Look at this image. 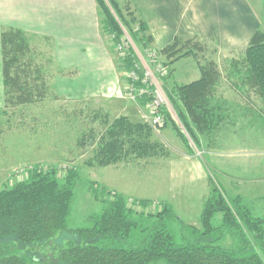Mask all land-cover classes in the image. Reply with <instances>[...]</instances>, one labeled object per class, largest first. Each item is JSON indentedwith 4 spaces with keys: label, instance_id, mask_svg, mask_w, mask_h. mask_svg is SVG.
<instances>
[{
    "label": "trees",
    "instance_id": "1",
    "mask_svg": "<svg viewBox=\"0 0 264 264\" xmlns=\"http://www.w3.org/2000/svg\"><path fill=\"white\" fill-rule=\"evenodd\" d=\"M96 2L99 6L101 30L104 33L115 34L116 41H119L125 29L139 47L149 46L151 40L147 34L148 27L136 16L133 9L129 10L132 17L128 18L123 13L124 6L118 0ZM126 7L131 8L129 3ZM262 10L264 20V0ZM21 34L26 33L15 28L3 29L1 34L7 105L32 103L34 100L32 84L27 81L23 84L24 87L19 84L20 77L17 74L21 73V66L16 75H12L11 71L19 63L18 54L24 50V44L15 48L17 55L14 58L8 55V46L18 44ZM181 39L185 38L177 37L163 52L174 50V46ZM189 40L197 41L200 46L207 45L196 39ZM174 53L175 51L168 57ZM245 53L250 65L249 81L252 86L260 87L264 99L263 32L256 30ZM126 63L132 66V58L128 57ZM164 63L170 64L166 61ZM213 75L212 68H205L199 80L178 86L175 95L172 90L170 93L171 100L177 105L179 118L193 139L196 137V130L210 132L217 124L215 107L211 106V92L215 87ZM176 96H179L182 105ZM168 121H172L170 114H167ZM159 154H164L163 147L153 140V129L150 125L121 116L106 127L93 159L87 164L107 166L124 158L142 159ZM78 176V169L71 168L65 183H62L55 167L39 169L32 171L27 180L0 190V247H5L0 249V264H29L26 257L8 253L6 242L15 241L21 248H26L47 243L59 232L70 234L74 238L66 247L60 249L57 264H149L159 260L167 264H264V216H254L239 198L227 197L211 176L212 190L202 211L201 229L189 227L196 237L186 239L182 245L161 226L162 223L151 229L148 226L144 228L141 223L145 215L150 218L158 217L161 221L169 216L175 217L171 207L164 204L156 213H138L133 205L145 209L154 202L141 200L133 201L130 205L129 199L123 195H115L113 191L99 186L91 188L98 198L104 197L101 198L104 203L103 212L90 217L91 226L68 228L67 217L73 201L72 184ZM217 213L223 214L219 227L213 224ZM138 229L140 232L147 230V234L143 235L138 246H131L128 241ZM226 229L234 231L240 239L239 249H227L218 244ZM217 230L221 232L219 236H215ZM109 241L112 242L108 243Z\"/></svg>",
    "mask_w": 264,
    "mask_h": 264
},
{
    "label": "crops",
    "instance_id": "2",
    "mask_svg": "<svg viewBox=\"0 0 264 264\" xmlns=\"http://www.w3.org/2000/svg\"><path fill=\"white\" fill-rule=\"evenodd\" d=\"M118 2L121 6L129 3L133 7L136 16L148 27L149 46L159 50L177 37L196 39L206 44L217 39L222 56H243L247 49L246 41L254 35L261 18L260 12H255L249 0ZM99 17L96 0H0V104L4 90L1 34L3 29L15 28L49 46L45 51H48L46 55H50L58 73L54 86L59 97L73 101L94 99L108 105L105 109L110 112L111 119L125 116L132 121L146 123L142 101L136 102L125 96L126 79L122 76L111 44L103 37ZM224 39L232 40V45L225 46L222 43ZM211 100L214 105L223 104L215 107L216 123L221 127L216 137L221 136L218 141L222 146L212 158L215 162L213 166L227 177L226 193L234 192L231 196L239 198L254 214L250 206L255 207V201L264 198V143L261 141L264 113L239 103V107H247L250 111L240 114L242 120L238 117L228 123L226 120L230 114L224 110V104H231L228 96L213 95ZM246 137L251 139L245 140ZM153 140L161 144L164 154L156 156V159H142L146 162L155 160L152 163L164 168L165 178L158 185L165 195L162 196L163 203L158 201L157 196L146 194L154 192L144 191L146 195L138 196L119 185H112L113 188L106 190L136 202L150 200L154 204L168 205L184 226L201 229L202 211L212 190L209 164L191 152L188 142L174 123L168 121L164 128H155ZM135 160L140 158H124L116 164L88 167L117 169ZM236 179L238 185L235 188L232 182ZM198 190L202 191V197L197 208L191 209L195 196L192 192ZM219 214L222 223L223 214L216 215Z\"/></svg>",
    "mask_w": 264,
    "mask_h": 264
},
{
    "label": "rangeland",
    "instance_id": "3",
    "mask_svg": "<svg viewBox=\"0 0 264 264\" xmlns=\"http://www.w3.org/2000/svg\"><path fill=\"white\" fill-rule=\"evenodd\" d=\"M249 1L253 4L255 12L258 14L260 12L261 14L257 29L264 33L263 0ZM131 9H133L132 6L128 9L124 5L123 13L128 18L132 17L130 16L131 11H129ZM102 33L105 41L111 44L120 69L124 70V64L116 54L115 43L112 41L111 35L103 31ZM250 41L251 39L246 41V48ZM222 43L225 46H230L233 41L224 39ZM20 44H24V50L18 54L19 63L16 64L15 68L13 66L11 71L12 75H16L17 70L21 66V73L17 74V77H20L19 84L21 87H24L23 84L26 81L32 84L34 100L32 103L7 105L5 103V88L2 92L3 94H1L0 190L27 180L30 178L32 171L39 169L55 167L58 170V178L62 183H65L71 168L78 169L79 176L72 184L73 201L67 217V227L70 229L91 226L90 217L100 215L103 212L104 203L101 198L104 197L98 198L91 187L96 188V186H99L100 188L110 189L113 188L112 185H119L120 188L124 186L132 194L157 196L158 201L162 202V196L165 195L158 189V185L165 178L163 177L164 168L152 163L155 160L148 159L149 162H146L145 158L135 160L131 164L120 166L117 169L109 167L91 169L88 167L87 162L93 159L103 132L109 123L114 120L109 117L110 112L105 109L108 108V105L94 99L73 101L59 97L54 86V78L58 73L55 70L53 61L49 58L50 55H46L48 51H45L49 46L39 38L33 39L32 36L21 34L18 44L8 46V55L11 58L17 55L15 48ZM220 46V41L217 39H213L206 46H200L195 40L181 39L174 46V50L167 53L163 52L164 48L159 50L156 47H147L157 49L160 59L170 63L166 65L169 68L167 69L168 74L162 80L163 90L174 111V116L170 114L172 121H169V123L175 124L184 140L188 142L191 152L209 164L212 180L222 187L227 197L235 199L231 194L234 192L227 194L224 189H227L225 186L227 177L223 175L222 171L213 166L215 162L212 158L218 147L222 146L218 141V139L221 140V136L216 137L221 127L219 128L216 124L211 129V132L206 133V135L203 131L196 130V137L193 139L179 118L177 105L170 98L171 90L174 91L172 93L175 95L178 86L181 87L199 80L202 77V70L212 68V75L214 74L213 76H215V87L211 95H227L231 101L229 105L224 104V110L229 111L230 114L226 122L232 123L234 119H239L238 117H241L242 120L243 118L240 114L250 111L247 107L264 113L262 90L260 87L252 86L249 81L251 79L250 65L247 61L246 53L243 56H222L220 54ZM139 48L142 49V47ZM174 51L173 56L168 57ZM23 70L26 72L23 73ZM176 99L179 101V96H176ZM239 103H244L247 107H239ZM217 105L222 106L223 104L214 105L213 102L211 103L212 107ZM217 108L219 107L217 106ZM142 113H144V107H142ZM261 117L263 118V115ZM145 122L149 124L147 121ZM149 125L152 129H155L154 126ZM225 138L227 139L228 137ZM249 138L251 139V137ZM249 138L246 137L245 140H249ZM261 141L264 143V133L261 136ZM250 144H252V140ZM150 158L156 159V157ZM232 185L236 188L238 179L234 180ZM144 191L154 193L144 194ZM201 192L200 190L192 192L195 196H193L191 209L192 207L194 209L197 208L199 199L202 197ZM128 201L130 205L134 203V200ZM133 207L138 213L144 212L147 214L156 213L162 208V205L153 204L145 209L134 205ZM250 207L254 216L262 217L264 214V198L255 201V207H252V205ZM138 213L135 214L136 217ZM220 218V214L213 218V224L216 227L221 225ZM141 223L144 228L148 226L149 229L162 223L163 225L161 226L165 227L174 236L176 242L181 245L186 239H194L196 237L195 233L189 228L191 226H184L182 222H179L177 215L175 217L169 216L162 221L158 217L150 218L145 215L141 219ZM140 231V229L134 231L131 240L128 241L129 245L138 246L141 243L140 240L143 235L147 234V230L144 232ZM220 233L217 230L215 236H219ZM73 238L74 236L70 234L59 232L55 238L40 245L21 248L15 241L6 242V245L8 246V253L26 257L29 264H57L60 249L66 247ZM111 242L109 241L108 243ZM218 244L223 248L234 250L239 249L241 246L240 239L236 233L228 229L222 233V238ZM0 249H5L4 245ZM149 264L167 263L159 260Z\"/></svg>",
    "mask_w": 264,
    "mask_h": 264
},
{
    "label": "built area",
    "instance_id": "4",
    "mask_svg": "<svg viewBox=\"0 0 264 264\" xmlns=\"http://www.w3.org/2000/svg\"><path fill=\"white\" fill-rule=\"evenodd\" d=\"M111 37L115 43L116 54L124 64L121 73L126 79L125 96L136 102L142 101L143 117L149 124L155 128L165 127L167 114L174 116L162 84L169 68L160 59L157 49L139 48L125 29L119 41H116L115 34ZM128 57L132 58V66L126 63Z\"/></svg>",
    "mask_w": 264,
    "mask_h": 264
}]
</instances>
